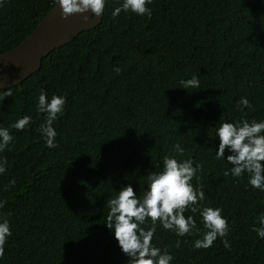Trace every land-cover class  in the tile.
Here are the masks:
<instances>
[{
	"label": "trees",
	"instance_id": "trees-1",
	"mask_svg": "<svg viewBox=\"0 0 264 264\" xmlns=\"http://www.w3.org/2000/svg\"><path fill=\"white\" fill-rule=\"evenodd\" d=\"M55 2L7 0L0 53L29 35ZM117 3L108 0L99 24L43 57L0 103V126L32 117L25 130L10 129L14 140L0 153L7 160L0 217L12 230L0 264H131L104 225L107 201L127 184L142 193L147 173L176 155V143L184 149L178 160L202 165L203 204L223 209L230 248L218 237L194 249L199 235L178 237L159 224L153 244L173 255L172 264H264V239L252 231L264 192L248 186L247 175H223L230 165L215 159L214 135L225 120L264 119V0H153L151 17L112 18ZM193 75L200 89L179 88ZM41 90L67 99L53 149L39 132ZM241 97L253 107L237 110ZM12 178L15 186L4 190ZM185 215L206 231L198 214Z\"/></svg>",
	"mask_w": 264,
	"mask_h": 264
},
{
	"label": "clouds",
	"instance_id": "clouds-1",
	"mask_svg": "<svg viewBox=\"0 0 264 264\" xmlns=\"http://www.w3.org/2000/svg\"><path fill=\"white\" fill-rule=\"evenodd\" d=\"M7 0H0L3 7ZM153 0H118L117 6L111 10L112 18L121 12L134 13L137 16L151 17L149 7ZM108 0H56L61 18L73 13L84 15L85 20L92 17L101 18L105 12ZM117 74L121 69H113ZM182 89H200V79L193 75L182 79ZM0 88V103L5 97L11 96V91ZM67 99L64 95L53 94L50 97L41 90L37 97L36 108L38 113L44 114V121L39 126V132L44 138L45 146L49 149L57 147L58 135L54 122L64 114ZM253 106L247 97H241L240 108L251 109ZM32 123V117L23 115L16 121L0 126V153L9 148L14 137L10 129L25 130ZM215 137L218 145L215 149V159L225 161L229 168L223 172L224 176L239 179L245 175L248 186L253 190L264 192V119L239 121L225 120L215 127ZM176 155H165L159 171H149L143 192H134L131 184H127L116 191L117 194L107 201L108 212L104 225L109 229L123 253L131 264H172L173 255L167 249H161L153 244L157 224L164 230L173 232L178 237L199 235L194 240V249L210 248L217 238L225 248H230L226 239L230 229L223 209L203 204L207 197L199 186L198 173L202 170L200 163L193 159L178 160L184 149L179 143L173 145ZM7 160L0 157V175L7 171ZM196 181L194 186L193 181ZM15 178L8 181L4 190L14 187ZM6 200L0 199V209L5 207ZM186 212L198 214L203 229L197 226L194 215H185ZM146 223L150 226L143 227ZM259 227L253 225L252 231L259 239H264V214L258 217ZM12 236L10 221L7 217H0V259L5 255V245ZM180 246V240L176 241Z\"/></svg>",
	"mask_w": 264,
	"mask_h": 264
},
{
	"label": "water",
	"instance_id": "water-1",
	"mask_svg": "<svg viewBox=\"0 0 264 264\" xmlns=\"http://www.w3.org/2000/svg\"><path fill=\"white\" fill-rule=\"evenodd\" d=\"M87 13H73L61 18L59 6L54 5L16 47L0 53V88H9L36 72L43 57L55 48L70 42L83 30L99 24L101 18L85 20Z\"/></svg>",
	"mask_w": 264,
	"mask_h": 264
}]
</instances>
